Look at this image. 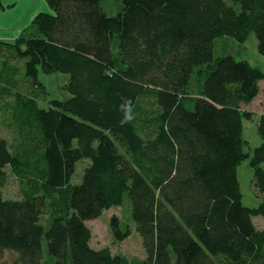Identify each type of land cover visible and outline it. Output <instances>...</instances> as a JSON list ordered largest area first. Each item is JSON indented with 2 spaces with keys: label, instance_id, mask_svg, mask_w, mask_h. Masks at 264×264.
<instances>
[{
  "label": "trees",
  "instance_id": "16d2710c",
  "mask_svg": "<svg viewBox=\"0 0 264 264\" xmlns=\"http://www.w3.org/2000/svg\"><path fill=\"white\" fill-rule=\"evenodd\" d=\"M45 1L52 13L0 38V264H264V114L242 107L264 69L218 47L255 32L264 56V0ZM58 73L72 97L42 107L40 77ZM256 118L261 144L246 152ZM249 158L257 208L238 178ZM113 207L128 208L144 258L93 248L86 223Z\"/></svg>",
  "mask_w": 264,
  "mask_h": 264
},
{
  "label": "rangeland",
  "instance_id": "374dc122",
  "mask_svg": "<svg viewBox=\"0 0 264 264\" xmlns=\"http://www.w3.org/2000/svg\"><path fill=\"white\" fill-rule=\"evenodd\" d=\"M5 0H3L4 2ZM3 5V3H2ZM1 6V5H0ZM107 13L112 15L116 13V4L111 2V5L107 6ZM25 33V32H24ZM23 33V34H24ZM22 34V35H23ZM21 35V36H22ZM20 36V37H21ZM4 41V40H3ZM5 42H14L6 41ZM227 46L229 52L235 54L236 56L241 55L238 59H244L248 61L252 66L260 67L264 69V56L260 54L258 48V40L255 32H251L249 39L244 47L238 46L233 41H220L218 47L221 52H223V46ZM240 48V49H238ZM41 82L46 86L47 96L40 99L39 103L42 107H47L51 100L66 101L72 96L66 90V85L69 81V76L64 74H52V75H41ZM243 110L253 112L255 115L260 116L264 114V81L260 83V94L259 96L249 105H243ZM256 116V117H257ZM257 121L258 118L254 121H244V139L248 142V145L245 147L246 152H253L260 144L261 139L257 134ZM0 137L9 138L6 126L3 124V121L0 118ZM252 158L247 159L243 162L237 169L238 178L241 184V191L243 194V205L248 208H257L261 202L259 199L255 186H254V171L250 167ZM89 161L85 160L78 163L77 171L73 177L72 182L81 183L83 172L88 166ZM10 180L5 187V196L11 199L20 198L19 191V181L16 176H14L10 169ZM117 216L123 221H128L131 227V236L125 241H118L115 236L111 226V219ZM130 213L128 208L113 207L110 210H107L103 215L92 221H88L86 224L92 231V246L95 249H102L109 247L114 255L122 254L130 259L134 258H144L145 250L143 247V242L140 234L137 231L136 224L129 221ZM48 219L47 216H44V223ZM254 224L260 230L264 229V217H258L254 219ZM13 254H7L6 259H13Z\"/></svg>",
  "mask_w": 264,
  "mask_h": 264
},
{
  "label": "crops",
  "instance_id": "0c3cea01",
  "mask_svg": "<svg viewBox=\"0 0 264 264\" xmlns=\"http://www.w3.org/2000/svg\"><path fill=\"white\" fill-rule=\"evenodd\" d=\"M42 12H53L45 0H5L0 6V38L16 41Z\"/></svg>",
  "mask_w": 264,
  "mask_h": 264
},
{
  "label": "clouds",
  "instance_id": "9594fccd",
  "mask_svg": "<svg viewBox=\"0 0 264 264\" xmlns=\"http://www.w3.org/2000/svg\"><path fill=\"white\" fill-rule=\"evenodd\" d=\"M127 119H131V117H130V116H128V117H127Z\"/></svg>",
  "mask_w": 264,
  "mask_h": 264
}]
</instances>
